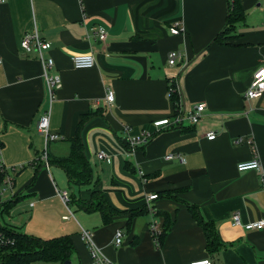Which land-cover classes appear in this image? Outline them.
Segmentation results:
<instances>
[{
    "label": "crops",
    "instance_id": "1",
    "mask_svg": "<svg viewBox=\"0 0 264 264\" xmlns=\"http://www.w3.org/2000/svg\"><path fill=\"white\" fill-rule=\"evenodd\" d=\"M230 2L0 1V159L12 181L2 201L22 196L8 215L19 219L4 225L44 240L70 236L72 264L92 263L83 230L114 264H191L208 258L214 264H264V228L246 230L232 222L236 213L242 224L264 220V95L246 98L253 74L264 68V0H240L244 18L230 33L234 38L215 41ZM175 23L183 29L180 35L170 32ZM100 27L107 31L104 41ZM34 28L51 44L50 73L61 78L52 102L41 62L20 47ZM171 51L182 54L174 67L168 64ZM79 54H92L95 67L76 70L72 58ZM173 79L180 81L187 109L205 103L206 110L197 125L185 119L182 126L156 133L154 122L175 115L169 96ZM110 91L112 106L106 101ZM47 112L50 132L59 140L47 142L39 131ZM79 128L93 184L71 189L65 171L47 167L44 156L68 157L69 139ZM144 131L156 135L127 156L128 135ZM209 132L217 137L209 140ZM101 151L110 160L98 159ZM255 158L261 172L238 171L239 163ZM63 191L83 200L100 191L120 214L104 224L99 212L67 207L59 196ZM153 194L160 195L151 202L156 215L141 213L130 220V212L145 209ZM188 205L212 225L217 248H209ZM166 218L169 229L158 246L150 225L156 219L162 228Z\"/></svg>",
    "mask_w": 264,
    "mask_h": 264
},
{
    "label": "trees",
    "instance_id": "2",
    "mask_svg": "<svg viewBox=\"0 0 264 264\" xmlns=\"http://www.w3.org/2000/svg\"><path fill=\"white\" fill-rule=\"evenodd\" d=\"M244 18V10L240 4V0H231L230 11L227 18V23L221 34H219L215 41H229L234 37L230 33L235 28V24ZM175 80H171L169 87H174ZM174 103L177 113H184L185 104L182 96L178 93L170 96ZM182 126V125H181ZM81 128L77 134L69 139L71 143V153L66 158L50 159L48 157L49 166H57L65 171L69 179V186L71 189L75 187L89 186L93 184V171L89 159L85 152L84 142L80 133ZM2 144L0 143V150ZM125 148L127 146L125 145ZM40 161V159L38 160ZM7 171L0 159V264H36L38 262L46 263H67L71 262V256L74 252L75 246L70 236H63L44 240L17 231L11 226L3 225L1 217L9 215L13 207L22 198V196L14 197L9 201H2V194L5 191V179ZM70 194L69 205L76 204L80 209L87 213L99 212L103 217L104 224H109L113 219L120 214V212L111 206L104 195L100 191H92L90 200H83L77 198L74 192ZM167 197L176 198L173 194H166ZM160 197V195H158ZM194 217L204 228L207 236L208 246L217 248L219 241L216 231L212 225L206 222L201 216L196 206L188 205ZM147 207L142 211L130 212V220L141 213H148ZM160 213H157V216ZM169 229V220L166 218L165 224L162 226L161 234L156 239L157 245L160 246L166 232Z\"/></svg>",
    "mask_w": 264,
    "mask_h": 264
},
{
    "label": "built area",
    "instance_id": "3",
    "mask_svg": "<svg viewBox=\"0 0 264 264\" xmlns=\"http://www.w3.org/2000/svg\"><path fill=\"white\" fill-rule=\"evenodd\" d=\"M4 1V0H0ZM183 29L180 28L178 23L173 24V26L170 29V32L172 35H180L182 33ZM98 37L100 40L104 41L107 38V31L100 27L98 28ZM22 52L26 56L36 55L41 62L44 70V78L47 86L48 93L50 95V100H52L55 97V92L57 89L61 87V78L59 75L51 74L50 71L54 68L55 62L54 59L50 56H46V54L51 50L52 46L49 42L44 40L40 36V32L37 28H34L33 31L27 33L21 40L20 44ZM179 62H182V54L178 51H171L168 58V64L171 67L176 66ZM1 63V60H0ZM73 67L76 70H87L95 67V57L92 54H79L72 58ZM175 80V86L169 87V96L178 93L182 96V89L180 85V81L178 79ZM264 95V68L256 71L253 74V78L250 84V87L246 93V98L248 100H257L260 99ZM106 101L109 106H112L115 103V94L114 92H108L106 95ZM184 102V100H183ZM206 110V104L205 103H198L194 106H192L190 109H187L186 106L184 107V113L181 114V112L177 113L175 110V115L173 118L169 119H162L154 122V127L157 129L155 132L159 133L163 129L166 128H174L179 127L183 124V121L185 119L189 120L191 125H197ZM39 131L45 136L46 141H56L61 139L59 135L52 134L50 132V113H45L39 121L38 124ZM155 132L151 131H144L139 136H130L128 135V138L126 139V154L127 156H131L136 152V150L147 144L151 139L154 138L156 135ZM217 137V134L215 132H209L207 134V138L209 140H214ZM243 139L236 140L237 144L242 143ZM98 159L100 160H110L109 156L101 151L97 154ZM173 159V155H170L167 157V160ZM44 160L46 162L47 167H49L48 164V156L45 154ZM183 163L185 162V159L182 158L181 160ZM237 169L239 172H247V171H257L261 172L262 166L258 158H255L248 162H241L238 164ZM5 185L10 186L12 185V181L9 178V176L5 179ZM6 186V187H7ZM59 196L63 203L68 207L70 202V194L68 191H63L59 193ZM158 194H153L148 198V205L147 209L151 214L156 215L155 209L152 207L151 202L154 200H157ZM70 212V215H72V212ZM69 217L66 216L64 219H68ZM232 222L234 226H243L246 230H262L264 228V220L258 221V222H251L248 224H242L239 214H234L232 217ZM151 231L153 234V238L155 240V243L157 244V238L161 234V225L159 222L154 219L151 222ZM82 238L86 242L89 252L91 255V264H114L111 262L103 253L102 251L96 246V244L93 242V237L91 232L87 230L82 231ZM122 238L123 234L121 231H118L116 234V240L115 243L120 246L122 244ZM1 239V236H0ZM191 264H214L213 260L203 259L199 261L192 262Z\"/></svg>",
    "mask_w": 264,
    "mask_h": 264
},
{
    "label": "rangeland",
    "instance_id": "4",
    "mask_svg": "<svg viewBox=\"0 0 264 264\" xmlns=\"http://www.w3.org/2000/svg\"><path fill=\"white\" fill-rule=\"evenodd\" d=\"M8 194H6L7 196ZM28 202L27 201H24L22 202L20 205H23V209L24 210L27 206ZM19 215L15 214V215H11V216H4V218L1 220V223L4 225L5 223L8 224L10 223L11 221H15L16 219H19ZM36 264H50V263H46V262H43V263H36Z\"/></svg>",
    "mask_w": 264,
    "mask_h": 264
},
{
    "label": "water",
    "instance_id": "5",
    "mask_svg": "<svg viewBox=\"0 0 264 264\" xmlns=\"http://www.w3.org/2000/svg\"><path fill=\"white\" fill-rule=\"evenodd\" d=\"M65 264H72L71 262H67V263H65Z\"/></svg>",
    "mask_w": 264,
    "mask_h": 264
}]
</instances>
